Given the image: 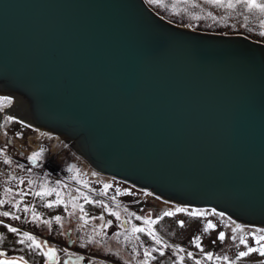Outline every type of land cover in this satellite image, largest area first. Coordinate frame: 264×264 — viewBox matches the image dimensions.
Segmentation results:
<instances>
[{"label": "water", "instance_id": "95a60500", "mask_svg": "<svg viewBox=\"0 0 264 264\" xmlns=\"http://www.w3.org/2000/svg\"><path fill=\"white\" fill-rule=\"evenodd\" d=\"M263 55L144 0H0V95L21 121L83 146L102 175L258 228Z\"/></svg>", "mask_w": 264, "mask_h": 264}, {"label": "rangeland", "instance_id": "374dc122", "mask_svg": "<svg viewBox=\"0 0 264 264\" xmlns=\"http://www.w3.org/2000/svg\"><path fill=\"white\" fill-rule=\"evenodd\" d=\"M144 1L170 23L204 33L243 36L264 44V35H261L264 27L260 25L264 17L257 11L248 12L239 5L235 9L217 7L207 0ZM224 2L227 3V0ZM14 103L12 97L0 95V109L15 106L19 109L18 113L23 115L24 108ZM7 118L0 125V170L5 166V159L9 160L8 164L14 172L9 187L7 185V193L5 191V202L18 204L17 216L20 219H13L10 222L13 226L0 221V252L5 253L0 259L23 256L28 264H50L49 257L42 254L49 247L56 251L54 264H139L144 250L155 247L158 249L152 253L155 259L150 260L149 264H195L197 260L201 264H264V257L259 253L236 259L240 251H246L244 245L239 244V238L243 236L249 246L257 247L253 236L264 235V229L235 222L212 209L178 206L150 191L102 175L75 151L73 145L20 119ZM41 149L43 152L36 161L28 159ZM29 181L32 183L29 184ZM106 184L110 187L105 188ZM41 185H44L43 189ZM52 189L56 191L44 195L43 199L34 195L37 191L47 193ZM85 196L88 197L87 201L83 198ZM58 199L62 203L55 204ZM45 203H54L55 206L48 208L44 206ZM81 206L84 213L80 212ZM25 207L30 211L24 212ZM193 211L204 215H190ZM33 212L40 217L38 221L33 220ZM165 212L173 215L164 216ZM111 213H117L119 219ZM82 215L83 220L80 219ZM56 216L61 217L59 223L55 220ZM136 216L142 219L137 220ZM99 217H103V220ZM144 218L154 223L145 224ZM44 221H49L51 226ZM208 223L215 227L205 233L203 229ZM133 226L145 228L146 232L134 234L130 231ZM9 228L18 231L13 233L8 231ZM149 228L165 245L170 246L162 249L163 256L160 255V246L155 245L147 235ZM24 232L34 236L42 249L34 252L28 247L30 241L20 243ZM96 232L102 235L97 236ZM221 232L225 234L223 242L218 239ZM116 233H121L118 240L114 239ZM136 236H139V240L135 239ZM233 236L236 237L235 241ZM197 237L199 240L196 242L203 252L193 242ZM89 239L93 243H88ZM69 242H72V246H69ZM180 248L184 251L174 254V249ZM189 252L192 253L191 258L187 255ZM208 253L213 255V260L205 258ZM181 256L184 258L182 262L179 260ZM225 256L229 257L227 262L223 260Z\"/></svg>", "mask_w": 264, "mask_h": 264}, {"label": "snow or ice", "instance_id": "6c2138e0", "mask_svg": "<svg viewBox=\"0 0 264 264\" xmlns=\"http://www.w3.org/2000/svg\"><path fill=\"white\" fill-rule=\"evenodd\" d=\"M208 3H211L213 4L214 6H217V7H222V8H228V9H235L237 7V5L243 7L246 11L248 12H253V11H257L261 14L262 17H264V2H258V0H227V3L224 2V0H207ZM260 25L261 27H264V19H261L260 21ZM261 35H264V32H261ZM8 103L10 104L11 101H8ZM8 120H11L12 118L11 117H8L7 118ZM43 152V149H41V152H36V153H33L32 156H30L28 159L30 161H36L40 156H41V153ZM5 164H8L10 163L9 160L5 159L4 161ZM21 183H23V181H21ZM32 181H29V184H31ZM44 185H41V188L43 189ZM105 188H108L110 187V185H104ZM5 191H8L7 189ZM52 191H56L55 189H52L50 190L49 192H44L43 190L42 191H37L34 193L35 196H38V197H41V199H43L44 195H50ZM117 192H119V190H117ZM20 195H24V194H20ZM57 196L59 197V193L57 192ZM86 201L88 200V197H83ZM4 201H0V204H3ZM58 203H62L61 200H57L55 202V204H58ZM54 203H45L44 206L45 207H48V208H51V207H54L55 206ZM13 207H16L17 210H19V206L18 204H13L12 205ZM75 207V206H74ZM107 206H105L106 208ZM30 209L28 207H25L24 208V212H29ZM177 211H181L180 209H177ZM184 211H187V210H184ZM80 212L81 213H84V209L83 207L81 206L80 207ZM112 215H115L117 219H119V215L117 213H111ZM10 215V213L8 211H3V212H0V216H3V217H8ZM86 215V213L84 214ZM84 215L80 216V219H84ZM132 215H135V214H132ZM173 213L171 212H165L164 213V216H172ZM190 215H193V216H196V215H200V216H203L204 214L203 213H199L197 214L195 211H193L192 213H190ZM219 215V214H217ZM13 219H16V220H19L20 217L19 216H13L12 217ZM137 220H141L142 218L140 216H136L135 217ZM40 219V217L35 213L33 212V220L34 221H38ZM99 219L103 220V217H99ZM55 220L57 223H59L61 221V217L60 216H56L55 217ZM87 222V221H86ZM143 222L145 224H151V223H154L153 221L149 220L148 218H144ZM44 223L48 224L49 227L51 226L50 225V222L49 221H44ZM108 223H111L110 221ZM127 223H130V221H127ZM121 227H123V225H120ZM183 226V224L181 225ZM102 227H107V225H102ZM215 226L211 223H208L203 231L205 233H207L210 229H213ZM239 227V226H238ZM8 231L10 232H13V233H16L18 231V229L16 228H9ZM125 231H128V229H125ZM132 233H144L146 232V229L145 228H142V227H136V226H133L130 230ZM96 235L97 236H101L102 234L100 232H96ZM121 233H116L115 236H114V239H119ZM147 235L150 236V238L154 241L155 245L157 246H160V255L163 256L164 255V252H163V248L164 247H170L168 245H165L164 242L161 240L160 237H158L156 235V233L154 231H152L151 228H149L147 230ZM127 239V238H126ZM136 240H139V236H136L135 237ZM218 239L223 242L225 240V234L223 232H221L218 236ZM232 239L235 241L236 240V237L233 236ZM253 239L255 240V244L257 245V247H252V246H249L248 243L246 242L245 238L243 236H241L239 238V244L240 245H244V247L246 248V251H240L238 254H237V257L236 259H242V258H246V257H249L250 254L252 253H259V255L261 257H264V235H259V236H256L254 235L253 236ZM25 240L27 241H30L31 244L28 245V247H30L32 249V251H36L37 249H42V245L41 243L37 242V240L35 239L34 236L30 235L28 232H24L23 233V239H21L19 242L20 243H24ZM199 240V237L196 238V240H194L193 242L195 243V246L197 248H200L201 252H203V248H201L200 244L197 243L196 241ZM100 241H97V243H99ZM88 243H93V241L91 239H89ZM143 246V245H141ZM43 247H47V245H44ZM158 249L153 247L151 249H145L144 252H143V259L141 261H139V264H149V261L152 260V259H155V257L152 256V253L153 252H156ZM133 251H135V249H133ZM183 252L184 249L180 248V249H174V254L175 252ZM42 254L44 256H47L51 259H55V249H51L49 248L47 252H42ZM5 255V253L3 252H0V257H3ZM188 257L191 258L192 257V253L189 252L188 254ZM207 260L211 261L213 260V255L211 253H208L206 254V257H205ZM81 259H83V257H81ZM183 256L179 257V260L182 262L183 261ZM216 259H220V257H216ZM223 260L224 261H228L229 260V257L225 256L223 257ZM0 264H28V262L24 259L23 256H20V257H14V258H11V259H0ZM195 264H201V261L197 260L195 262Z\"/></svg>", "mask_w": 264, "mask_h": 264}, {"label": "built area", "instance_id": "2783aa9c", "mask_svg": "<svg viewBox=\"0 0 264 264\" xmlns=\"http://www.w3.org/2000/svg\"><path fill=\"white\" fill-rule=\"evenodd\" d=\"M11 172H12V167L9 164H5V166L1 168V173L4 182H8L10 180ZM4 182L0 184V201H4L3 204H0V212L8 211L10 215L8 217L0 216V221L8 223L13 226V224H11L10 222L13 220L12 218L13 216H17L18 210L16 207H13L11 204L5 202L6 184Z\"/></svg>", "mask_w": 264, "mask_h": 264}, {"label": "bare ground", "instance_id": "6f19581e", "mask_svg": "<svg viewBox=\"0 0 264 264\" xmlns=\"http://www.w3.org/2000/svg\"><path fill=\"white\" fill-rule=\"evenodd\" d=\"M173 24V23H172ZM173 25H175V26H177V27H182V26H179V25H177V24H173ZM263 57H264V55H263ZM3 96V95H2ZM14 99V101H15V103H17L16 101V99L15 98H13ZM20 101L18 100V103H19ZM14 103V104H15ZM16 106H18V105H16ZM15 109V110H14ZM18 110L19 109H16V107L14 106V107H12L11 109L10 108H7V109H0V120H1V123H0V125L2 124V120H4L5 118H7V117H12V118H17V119H22L21 118V116L22 115H20L19 113H18ZM57 137V139L58 140H61V141H64V142H66V143H68V139H67V137H65L64 135H56ZM71 145H73L74 146V148L78 151V152H80V153H83L86 157L88 156L87 155V153L85 152V148L82 146H79V147H77L76 145H74L73 143H70ZM88 158V157H87ZM263 220H264V217L262 218ZM262 229H264V227H262Z\"/></svg>", "mask_w": 264, "mask_h": 264}, {"label": "crops", "instance_id": "0c3cea01", "mask_svg": "<svg viewBox=\"0 0 264 264\" xmlns=\"http://www.w3.org/2000/svg\"><path fill=\"white\" fill-rule=\"evenodd\" d=\"M13 172L14 171H12V173H11V177L13 176ZM1 182H4L3 181V177H2V173H1V170H0V183ZM5 184H6V187H7V185H8V187H9V184H10V182L8 181V182H4ZM8 187H7V190H8ZM6 193H7V191H6ZM5 197H6V194H5Z\"/></svg>", "mask_w": 264, "mask_h": 264}]
</instances>
